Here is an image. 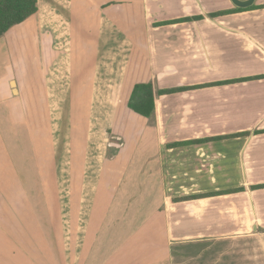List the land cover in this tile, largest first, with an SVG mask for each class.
<instances>
[{
	"label": "crops",
	"instance_id": "1",
	"mask_svg": "<svg viewBox=\"0 0 264 264\" xmlns=\"http://www.w3.org/2000/svg\"><path fill=\"white\" fill-rule=\"evenodd\" d=\"M253 6L210 18L236 7L231 0H38L37 13L0 39V197L19 199L3 211L15 221L0 225V264H59L62 247L55 215L63 210L20 200L29 196L18 171L27 169L49 115L45 104L33 109L26 86L32 102H47L60 65L100 64L113 47L106 66L113 77L125 78L132 55L145 64L143 78L128 90L122 80L114 84L119 103L136 83L169 89L264 75V0ZM194 16L203 19L161 25ZM29 40L39 49L35 61L44 63L48 89L26 72L30 67L12 62V44L25 53ZM98 80L80 84L100 102L105 81ZM89 82L97 89L92 98ZM152 122L161 160L181 173L168 177L156 218L158 209L145 212L150 216L140 224L135 216L123 222L122 209L101 206V264H264V187L254 189L264 186V78L168 95L158 100ZM204 139L211 140L185 144ZM76 238L69 232L65 264H86L74 256Z\"/></svg>",
	"mask_w": 264,
	"mask_h": 264
},
{
	"label": "rangeland",
	"instance_id": "2",
	"mask_svg": "<svg viewBox=\"0 0 264 264\" xmlns=\"http://www.w3.org/2000/svg\"><path fill=\"white\" fill-rule=\"evenodd\" d=\"M29 41L25 53H22L20 43L12 44V62L20 67L25 64L30 67L26 72L32 74L33 79L47 82L43 61H35L42 58L39 49L32 43L33 40ZM113 48L106 49L109 53L102 54L100 64L92 60L88 63L84 61L73 69H62L65 66L60 65L56 84L52 80V97L48 96L47 102H32L31 87L29 90L26 86V96L31 99L33 109L45 104L42 109L49 107V115L41 124V140L35 145L36 152L26 157L27 169L18 171L25 177L21 188L29 196L20 200L27 206L40 204L63 210L64 213L55 215V230L62 245L57 252L59 264H65V243L71 231L78 236L74 242V256L83 258L86 264H101V206L122 209L117 216L120 215L123 222L135 216L136 223L140 224L146 216H150L145 212H156L158 209L154 214L156 218L162 211L163 191L168 186V177L181 173L178 166H168L167 161L161 160V150L158 152L161 135L156 132L154 123H148L147 119L128 110L126 102H117L118 91L114 84L122 80L123 90H128L132 81L143 78L145 64L136 63V55H132V65L125 78L118 74L113 77L112 69H106L114 56ZM98 66L101 68L97 69ZM94 77L99 82L105 81L100 86V102L91 99L97 93L90 83ZM88 78L91 100L87 98L86 88L80 84L83 81L86 85ZM48 86L50 88V81L47 82V89ZM113 105L112 113L115 115L111 117L109 113ZM31 131L33 129H29L30 134ZM10 172L18 174L15 167ZM32 178L35 180L28 181ZM38 193H41L39 197ZM18 203L19 199L14 197H0V225L13 226L14 215L3 211L5 206ZM130 207L138 208L137 213H133L134 209L129 210Z\"/></svg>",
	"mask_w": 264,
	"mask_h": 264
},
{
	"label": "trees",
	"instance_id": "3",
	"mask_svg": "<svg viewBox=\"0 0 264 264\" xmlns=\"http://www.w3.org/2000/svg\"><path fill=\"white\" fill-rule=\"evenodd\" d=\"M256 6H252L248 9H239L234 8L233 10L228 11H219L216 13H211L209 15L210 18H217L220 16L228 15L231 13L242 12L253 10ZM38 10V0H0V39L14 26L20 25L30 17L35 15ZM202 16H194L182 18L174 21H169L162 23L161 25L167 24H176L183 22H191V21H199L202 20ZM264 75L248 77V78H240L226 81H219L205 85L191 86V87H175L169 89H160L158 88L153 81L147 83H136L130 96L126 102V108L133 112L134 114L145 118L149 121H153L155 119L156 114V104L159 99L166 97L168 95L182 93L186 91L202 89L206 87L212 86H223V85H231L236 83H241L245 81L251 80H259L263 79ZM261 133L256 131L255 134ZM236 137L233 135L231 138ZM217 140H221L222 138H216ZM211 139L204 140H194L185 142V144H198L203 142H208ZM175 145L179 146L180 143H176ZM264 186H258L256 188H263ZM193 198V197H191ZM184 200H189V198H181Z\"/></svg>",
	"mask_w": 264,
	"mask_h": 264
},
{
	"label": "water",
	"instance_id": "4",
	"mask_svg": "<svg viewBox=\"0 0 264 264\" xmlns=\"http://www.w3.org/2000/svg\"><path fill=\"white\" fill-rule=\"evenodd\" d=\"M255 1L256 0H231L233 5L239 9H248L254 5ZM11 85L12 87H15V83H12Z\"/></svg>",
	"mask_w": 264,
	"mask_h": 264
},
{
	"label": "bare ground",
	"instance_id": "5",
	"mask_svg": "<svg viewBox=\"0 0 264 264\" xmlns=\"http://www.w3.org/2000/svg\"><path fill=\"white\" fill-rule=\"evenodd\" d=\"M15 92V91H14Z\"/></svg>",
	"mask_w": 264,
	"mask_h": 264
}]
</instances>
